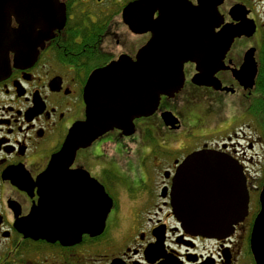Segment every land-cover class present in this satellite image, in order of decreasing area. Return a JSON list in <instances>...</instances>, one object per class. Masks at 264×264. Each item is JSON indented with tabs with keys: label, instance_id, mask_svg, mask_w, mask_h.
<instances>
[{
	"label": "flooded vegetation",
	"instance_id": "flooded-vegetation-1",
	"mask_svg": "<svg viewBox=\"0 0 264 264\" xmlns=\"http://www.w3.org/2000/svg\"><path fill=\"white\" fill-rule=\"evenodd\" d=\"M202 6L211 9L216 38L202 80L198 64L186 62L183 86L162 96L152 115L79 149L59 185L58 220L30 221L41 175L85 119L90 76L122 59L136 61L153 38L186 35L190 43L193 36L201 47ZM58 11L59 21L39 23L22 38L12 16V33L0 38L6 74L0 77V264H256L251 234L264 184V0H58ZM200 151L237 165L248 189L247 213L219 238L192 232L174 214L175 176ZM96 191L111 200L105 226L75 239ZM30 225H58L62 238L29 236Z\"/></svg>",
	"mask_w": 264,
	"mask_h": 264
},
{
	"label": "water",
	"instance_id": "water-1",
	"mask_svg": "<svg viewBox=\"0 0 264 264\" xmlns=\"http://www.w3.org/2000/svg\"><path fill=\"white\" fill-rule=\"evenodd\" d=\"M143 3V2H142ZM150 5V2H146ZM136 5L130 8L134 12ZM211 9L202 6V43L188 42L186 35L178 41L170 36L151 39L138 53L136 61L122 59L95 71L89 78L84 94L86 115L70 129L61 150L51 161L38 181L40 201L30 221L56 222L57 198L60 184L73 163L76 152L87 148L106 133L133 127L135 119L152 115L162 96H172L184 83V64L196 62L202 80V65L216 56V38L209 27ZM0 38L11 34V17L20 25L19 36L34 29L39 23L60 20L58 0H0ZM63 24V23H62ZM152 31V22H145ZM194 35V33H193ZM9 72V68L6 70ZM0 67V77L5 76ZM246 182L241 169L225 156L202 151L189 156L180 166L174 179V214L187 229L202 236L219 238L247 213ZM94 208L90 204L86 225L79 219L73 238L83 232L100 234L110 212L111 200L102 192L94 194ZM104 201V203L102 202ZM261 210L257 215L252 235L251 250L256 264H264V185L260 194ZM77 219H75L76 221ZM88 224V225H87ZM29 231V232H28ZM29 236L61 239L58 225H30ZM65 236V235H64Z\"/></svg>",
	"mask_w": 264,
	"mask_h": 264
}]
</instances>
